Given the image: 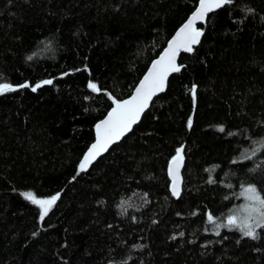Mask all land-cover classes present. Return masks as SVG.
Returning <instances> with one entry per match:
<instances>
[{
	"label": "trees",
	"instance_id": "16d2710c",
	"mask_svg": "<svg viewBox=\"0 0 264 264\" xmlns=\"http://www.w3.org/2000/svg\"><path fill=\"white\" fill-rule=\"evenodd\" d=\"M198 1L0 0V264H264V227H217L245 187L264 196V0L210 14L139 124L79 169ZM25 192L60 198L41 219Z\"/></svg>",
	"mask_w": 264,
	"mask_h": 264
},
{
	"label": "snow or ice",
	"instance_id": "6c2138e0",
	"mask_svg": "<svg viewBox=\"0 0 264 264\" xmlns=\"http://www.w3.org/2000/svg\"><path fill=\"white\" fill-rule=\"evenodd\" d=\"M235 0H199V6L192 14L189 21L181 27L177 32L175 38L169 43L168 48L164 51L163 55L154 62L151 70L141 81L139 87L136 89L135 95L127 100H114L115 107L112 108L108 114L107 119L101 121L96 125L97 139L96 142L91 145L88 152L84 156L79 165L81 172L85 171L93 160L98 157L102 152L108 150L110 145L121 139L126 133L132 130V126L136 124L145 109L148 107L152 97L157 92H162L165 88V82L170 73L180 71L181 66L177 65L176 58L181 51L192 52L193 45L199 44L200 37L203 35V29L195 27L197 21H206L208 14L215 10H218L224 6L231 5ZM249 12L253 11L248 9ZM29 60L32 57H28ZM43 85L52 84V80H44ZM41 84H37L32 87V91H36L41 87ZM20 88L30 87L25 83L19 85ZM88 87L93 92L100 91L98 85L94 82H89ZM16 87L11 84H0V94L6 91H14ZM194 91V89H193ZM189 126H191V120H189ZM223 131V129H220ZM183 148H177L176 156L172 158L171 167L169 173L173 179L172 192L173 195L179 196V174L178 169L182 164ZM249 193V199L257 202L260 207L253 209L256 213L255 223H252L253 216L251 213L241 220L239 223L238 217L230 215L228 223L226 225H218L217 227H236L244 236L256 238V229L264 227V198H261L254 186H249L247 189ZM25 199H28L33 204L40 207L41 219L46 216L55 205L56 201L60 198V194L57 193L46 199H38L35 194L31 192L22 193ZM208 220L215 223V220L211 214L208 215Z\"/></svg>",
	"mask_w": 264,
	"mask_h": 264
},
{
	"label": "water",
	"instance_id": "95a60500",
	"mask_svg": "<svg viewBox=\"0 0 264 264\" xmlns=\"http://www.w3.org/2000/svg\"><path fill=\"white\" fill-rule=\"evenodd\" d=\"M198 6H199V1H198V4L196 5L195 9L193 10V12L187 17V19H186V20H185V21H184V22H183V23L177 28V30L174 32V34L169 38V40L167 41L165 47H164V48L162 49V51L160 52V54H159L155 59H153V61L150 63L148 69L146 70V72L144 73V75L141 77V79L139 80V82L137 83V85L135 86V88L133 89L131 95H129L128 97H126V98H124V99H121L120 101L127 100V99L131 98L133 95H135L136 89L139 87V85H140L141 81L144 79V77H145V76L148 74V72L151 70L152 65L154 64V62L157 61V60L163 55L164 51L168 48L169 43L175 38L177 32L181 29V27H183V26L189 21V19L192 17V14L196 11V9H197ZM220 9H221V8H220ZM218 10H219V9H218ZM215 11H217V10H215ZM215 11L210 12V13L208 14V16H209L210 14L214 13ZM207 19H208V17L206 18V21H207ZM206 21H197L196 24H195V27H197V28H201L200 25H201V24H204ZM201 38H202V36L200 37V40H201ZM194 46H195V45H193V47H194ZM182 52H184V51H181L180 54H179V55L177 56V58H176V63H177V65H178L179 57L181 56ZM173 73H174V72H173ZM173 73H170V74L168 75L167 80H166V82H165V88H164V90H163L162 92H157L156 95H154V96L152 97L151 101L149 102L148 107L145 109V111H144L143 114L141 115L139 121H138L136 124H134V125L132 126V130H131L130 132L126 133L121 139H119L118 141H116L115 143H113L112 145H110V147L108 148L107 151L102 152L98 157H96V158L93 160V162L88 166L87 169H89V168H90V167H91V166H92V165H93V164H94V163H95L100 157L104 156V155H105V154H106V153H107V152H108V151H109L114 145L118 144L120 141H122V139H123L125 136H127L128 134H130V133L133 131L134 127H135L136 125H138L139 122L141 121V119H142L143 115L145 114V112L150 108V106H151L152 102L154 101V99H155L157 96L163 94V93L167 90V88H168V83H169V79H170V77H171V75H172ZM113 107H115V103H114V105L111 107V109L108 111V113H107V114H106L101 120H99V121L95 124V127H94V140H93V142L89 145V147L87 148V150L85 151V153L83 154V156H82V158H81V161L83 160L84 156H85L86 153L88 152V149L91 147V145H92L93 143L96 142V139H97L96 125H97L98 123H100L101 121L107 119L108 114L111 112V110H112ZM175 156H176V155H175ZM182 156H183V153H182ZM81 161H80V163H81ZM171 162H172V159H171L170 162H169V165H168V171H169L170 167L172 166V165H171ZM183 165H184V157H183V160H182V164H181V166H180L179 169H178V174H179V185H178V186H179V191H180L181 188H182V182H183V179H182ZM87 169H86V170H87ZM168 173H169V172H168ZM169 179H170V182H171V183H170V191L172 192L173 179H172V176L170 175V173H169ZM172 193H173V192H172Z\"/></svg>",
	"mask_w": 264,
	"mask_h": 264
},
{
	"label": "rangeland",
	"instance_id": "374dc122",
	"mask_svg": "<svg viewBox=\"0 0 264 264\" xmlns=\"http://www.w3.org/2000/svg\"><path fill=\"white\" fill-rule=\"evenodd\" d=\"M252 186V185H251ZM256 191H257V194L261 197V198H264V196L261 195L260 191L258 190V188L256 186H254ZM249 187H245L241 192H240V201L237 202L233 207L232 209L227 213V215L224 217V222L227 224L228 223V217L230 215H235L238 217V223L245 219L249 213H251V215L253 216V219H252V223H255V217H256V213L254 211H252L253 209H256V208H259L260 205L255 202V201H252L249 199V193L247 192V189ZM38 199H46V198H49V197H36ZM42 211V210H41ZM216 220V219H214ZM223 221L221 223H224ZM222 224V225H226V224ZM258 229V228H257ZM256 229V231H257Z\"/></svg>",
	"mask_w": 264,
	"mask_h": 264
}]
</instances>
